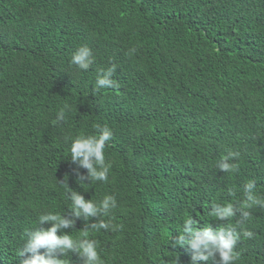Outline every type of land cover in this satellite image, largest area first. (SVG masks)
<instances>
[{
	"label": "trees",
	"instance_id": "trees-1",
	"mask_svg": "<svg viewBox=\"0 0 264 264\" xmlns=\"http://www.w3.org/2000/svg\"><path fill=\"white\" fill-rule=\"evenodd\" d=\"M83 45L87 71L71 63ZM112 65L117 86L95 88ZM97 124L114 133L112 168L107 182L83 184L71 140ZM229 151L237 169L222 172ZM249 180L264 197V0H0V264H20L26 232L51 226L40 215H68L64 181L97 203L116 197L101 218L118 230L89 229L104 264H191L171 243L187 218L251 231L236 264H264V208L239 226V214L208 215L243 202ZM99 219L64 231L79 239Z\"/></svg>",
	"mask_w": 264,
	"mask_h": 264
},
{
	"label": "clouds",
	"instance_id": "clouds-1",
	"mask_svg": "<svg viewBox=\"0 0 264 264\" xmlns=\"http://www.w3.org/2000/svg\"><path fill=\"white\" fill-rule=\"evenodd\" d=\"M71 63L82 71H87L94 63L92 50L86 46H80L71 57ZM116 72V65L102 69L95 80V88L116 87L113 79ZM69 106L65 105L59 111L57 119L53 123H58L66 119V111ZM95 134L88 135L81 133L71 140L70 161L76 165L74 169L77 182L85 184V181L107 182L112 164L106 161L105 148L113 138V131L107 126H94ZM239 157V153L229 151L218 162L217 166L222 172H231L237 169L235 163L230 161ZM80 169H86L87 173H81ZM65 188L66 198L71 201L68 215H60L53 212H46L39 216V225L46 222L51 226L48 228L37 227L26 232L27 239L23 247L19 250L18 257L20 264H65L60 258L68 251L78 253L83 264H104L98 251V241L89 238V229L99 232L100 230H118V225H114L109 217L113 209L117 207V200L114 195H105L98 203L92 199H86L84 195L72 189L67 182H61ZM257 182L249 180L243 187L244 201L233 204L231 202L221 205L213 203L209 216L217 221H226L239 214L240 219L237 226L242 225L251 218L252 209L255 206L264 208V197L256 193ZM100 217L96 222L88 224L79 239H73L65 229L74 228L76 220L83 218ZM179 230V235L172 237L171 243L174 246L184 247L191 253V264H209L217 261L218 264H236L240 260V252L237 245L242 236L247 239L253 237L249 230L238 231L237 227L231 224L227 226L219 225L213 227L207 225L200 227L192 218L184 220ZM58 232L60 233L58 235ZM43 250V252H41Z\"/></svg>",
	"mask_w": 264,
	"mask_h": 264
}]
</instances>
